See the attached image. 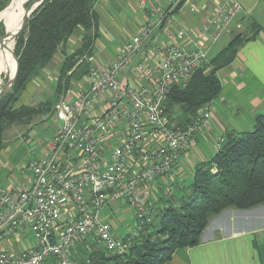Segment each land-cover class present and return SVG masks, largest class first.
Segmentation results:
<instances>
[{
	"label": "built area",
	"instance_id": "obj_1",
	"mask_svg": "<svg viewBox=\"0 0 264 264\" xmlns=\"http://www.w3.org/2000/svg\"><path fill=\"white\" fill-rule=\"evenodd\" d=\"M190 0H169L151 7V17L127 40L108 65L92 66L89 86L74 99L56 105L58 132L47 136L49 153L26 165L32 182L15 191L0 188V264H92L73 258L77 244L89 238L108 257L125 255L155 212L154 180L174 183L182 155L193 149L212 119L210 106L197 110L186 126L170 124L164 111L172 90L186 88L194 72L208 61L212 46L238 18V0H222L199 30L197 48L184 46L187 31L175 11ZM146 6L147 0H139ZM192 11L196 10L195 5ZM162 34L169 40L162 43ZM150 46L147 56L140 57ZM101 103V112L95 107ZM123 127L124 136H110ZM225 142L215 140L219 150ZM161 188V189H160ZM168 195L172 187L159 185ZM125 198L134 210L136 229L120 237L102 210ZM26 234H21V231ZM31 235L33 242L12 246Z\"/></svg>",
	"mask_w": 264,
	"mask_h": 264
},
{
	"label": "trees",
	"instance_id": "obj_2",
	"mask_svg": "<svg viewBox=\"0 0 264 264\" xmlns=\"http://www.w3.org/2000/svg\"><path fill=\"white\" fill-rule=\"evenodd\" d=\"M33 1L28 0L18 9L17 14L22 19H16L14 36ZM97 1L42 0L31 12L25 30L14 37V83L0 98V154L9 126L28 124L37 115L56 113L55 102L69 89L71 80L89 73L95 38L90 31L97 28ZM80 27L89 33L85 35L83 45L66 56L55 97L37 105L20 103V96L30 79L49 65L56 52ZM0 28H4L3 23ZM260 30L258 23H251L247 33L237 34L208 63L197 69L186 88L172 90L164 111L170 124L186 126L198 109L210 106L221 92L217 72L228 66L242 45L256 38ZM224 137L222 148L216 149L213 158L196 165L189 184L183 185L182 189H172L168 195L161 190L158 198L161 204L125 255L108 257L102 246L87 238L83 240L87 247L84 253H75L74 249L73 258L90 257L92 264H168L177 249L198 245L210 220L223 210L249 209L264 204V112L256 116L252 129Z\"/></svg>",
	"mask_w": 264,
	"mask_h": 264
},
{
	"label": "crops",
	"instance_id": "obj_3",
	"mask_svg": "<svg viewBox=\"0 0 264 264\" xmlns=\"http://www.w3.org/2000/svg\"><path fill=\"white\" fill-rule=\"evenodd\" d=\"M221 1L190 0L176 9L175 22L187 31L184 46L197 48L200 28L209 22ZM238 1L242 4L243 11L225 31L227 36L222 45H225L229 36L230 42L237 34L247 33L253 22L258 23L261 30L256 38L242 45L228 66L217 72L222 87L220 95L210 104V126L199 135L196 146L182 155L175 176L179 181L175 180L178 189H182L184 184L181 185V181L188 179L189 173L194 174L198 163L213 158L216 153L214 142L218 137L252 129L256 116L264 112V0ZM10 2L11 0H0V13ZM168 2L169 0H147L144 6L139 0H98L95 4L97 28L90 31L95 37L90 54L91 67H102L111 63L123 44L139 33L150 19L151 7L158 4L167 5ZM193 4L196 7L194 11L191 10ZM87 33V29L80 27L69 38L56 52L49 65L30 79L20 96V103L37 105L55 97L63 62L67 55L83 45ZM161 37L162 43L169 40L167 34H162ZM149 50H153L152 47H144L140 57L147 56ZM209 60L211 58H208L207 63ZM71 81L69 89L57 98L54 107L62 98L74 99L82 89L88 88L89 73L80 79L74 77ZM46 85L52 89L48 95H45ZM37 96L41 100L35 104ZM95 109L96 113H100L101 103H98ZM51 118L54 119L53 122ZM21 125L25 126V129L17 131L18 133L13 134L10 139L5 138V147L0 154V188L12 191L31 185L32 180L26 171V165L33 156L49 153L45 138L58 132L60 121L54 112L37 115L30 123ZM122 136L123 127L115 131L110 139L114 141ZM169 180L170 177L166 176L151 183L155 188L151 199L155 208L161 204L159 185L165 186ZM115 202L110 200L108 204L112 207ZM102 212L103 219L108 221L110 213L106 207ZM113 233L116 235L114 231ZM21 234L26 233L23 230L19 235ZM26 237L21 236V242L15 243L12 249L17 251L27 247L29 244L25 242ZM85 245L83 242L77 244L75 253L83 254L87 248ZM168 264H264V204L249 209L223 210L210 220L198 245L177 249Z\"/></svg>",
	"mask_w": 264,
	"mask_h": 264
},
{
	"label": "rangeland",
	"instance_id": "obj_4",
	"mask_svg": "<svg viewBox=\"0 0 264 264\" xmlns=\"http://www.w3.org/2000/svg\"><path fill=\"white\" fill-rule=\"evenodd\" d=\"M22 19L21 15L17 14L15 19H14V28H15V24H16V19ZM5 19H3V21H0V25L1 23L4 24ZM5 30L4 28H0V47L2 44H5ZM227 34L225 33L223 36H221V39H219V41L213 46L214 49L208 54V58H212L214 55H216V53L218 51H220L222 48H224L228 42H229V38L228 41H225V45H222L223 41L225 40ZM5 38V39H4ZM2 39V40H1ZM2 51H4V59H3V64H6L8 55H9V48H7V45L4 46V48L1 49ZM8 82V70L7 68H5L4 70H2L0 72V91L6 86ZM52 92V89L48 87V85L45 86V95H48ZM41 100L39 96H37L35 98V104L37 101ZM168 121V115L165 114ZM35 118V117H34ZM37 119V118H36ZM35 119V120H36ZM58 119V118H57ZM50 121V120H49ZM51 121L53 122L54 119L51 118ZM59 121V119H58ZM25 126H22L21 124H12L11 126H9L6 130V135L5 138L6 139H10L12 137L13 134L18 133L17 131H22ZM193 179V173H189V177L186 180H182L181 185H185L189 184L191 182V180ZM179 182V181H178ZM166 187L171 186L172 189H178V187H176V184H165ZM116 204H114L115 206H110V204H107L105 207L106 209L109 211L110 213V218L108 219V221H111L113 224V231L116 233L117 236L120 237H126L129 234H133V232L135 231V227H136V218L134 217V210L133 208L129 205V203L127 202V200L125 198H121L119 200H117L115 202ZM114 208V210H112ZM103 213V212H102ZM105 213V211H104ZM25 242L27 244L33 242V238L31 237L30 234H28V236L25 239ZM49 264H53L52 261H49Z\"/></svg>",
	"mask_w": 264,
	"mask_h": 264
},
{
	"label": "bare ground",
	"instance_id": "obj_5",
	"mask_svg": "<svg viewBox=\"0 0 264 264\" xmlns=\"http://www.w3.org/2000/svg\"><path fill=\"white\" fill-rule=\"evenodd\" d=\"M28 0H15L6 10L2 11L0 13V21H3L5 19V29L8 33L7 36H5V44H2L0 47V72L7 68L8 70V78L13 76L12 69H13V63H14V57H13V50H14V19L17 15L18 9L26 3ZM11 22V24H10ZM10 24V25H9ZM7 45V48H9V55L6 61V64H3L4 59V51L1 49L4 48V46Z\"/></svg>",
	"mask_w": 264,
	"mask_h": 264
},
{
	"label": "water",
	"instance_id": "obj_6",
	"mask_svg": "<svg viewBox=\"0 0 264 264\" xmlns=\"http://www.w3.org/2000/svg\"><path fill=\"white\" fill-rule=\"evenodd\" d=\"M14 1H15V0H11L10 4H9L4 10H6V9H7V8H8V7H9ZM41 1H42V0H34L32 3L29 4V6L27 7V13H26V15H25V17H24L23 23H22L20 29L18 30V32L15 34V36H14L15 38H16V36H17L19 33L23 32V31L25 30V28H26V26H27V23H28V18H29V16H30L31 12H32L33 9L35 8V6H36L39 2H41ZM4 10H3V11H4ZM4 28H5V25H4ZM5 35H6V36L8 35L6 29H5ZM1 40H2V39H1ZM13 57L16 58V56H15V44H14V50H13ZM13 83H14V76L9 77L6 86L0 91V98L3 97V96H5V95L10 91V89H11L12 86H13Z\"/></svg>",
	"mask_w": 264,
	"mask_h": 264
}]
</instances>
